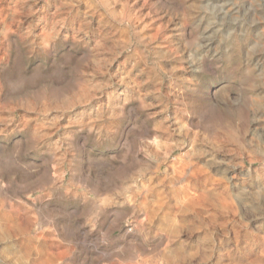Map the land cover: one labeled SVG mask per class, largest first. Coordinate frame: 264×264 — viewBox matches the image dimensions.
<instances>
[{"label":"clouds","instance_id":"9594fccd","mask_svg":"<svg viewBox=\"0 0 264 264\" xmlns=\"http://www.w3.org/2000/svg\"><path fill=\"white\" fill-rule=\"evenodd\" d=\"M0 264H264V0H0Z\"/></svg>","mask_w":264,"mask_h":264}]
</instances>
